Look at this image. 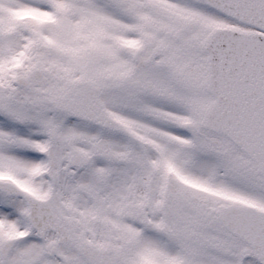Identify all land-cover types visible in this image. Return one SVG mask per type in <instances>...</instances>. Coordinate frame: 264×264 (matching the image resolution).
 I'll return each mask as SVG.
<instances>
[{"label": "flooded vegetation", "instance_id": "flooded-vegetation-1", "mask_svg": "<svg viewBox=\"0 0 264 264\" xmlns=\"http://www.w3.org/2000/svg\"><path fill=\"white\" fill-rule=\"evenodd\" d=\"M34 2L0 0V264H177V166L165 160L166 146L156 138L167 122L177 125L175 136L183 132L180 116L165 117L177 97L213 99L201 48L209 22L180 20L175 31L174 13L163 3L150 12L159 20L155 26L164 21L160 28L118 32L116 15L132 14V5L122 11L115 0H95L88 12L110 20L102 28L94 19L104 34L96 48L92 40L65 37L61 16L69 13L68 0ZM21 11L29 17L17 16ZM12 13L14 21H5ZM73 50L96 55L84 60ZM85 80L104 84L96 97L115 126L69 112ZM192 102L186 125L199 120L202 103ZM191 189L203 191L189 203L199 212L194 219L207 227L214 198H221L212 186ZM223 232L240 245L233 264H260L250 246Z\"/></svg>", "mask_w": 264, "mask_h": 264}, {"label": "rangeland", "instance_id": "rangeland-1", "mask_svg": "<svg viewBox=\"0 0 264 264\" xmlns=\"http://www.w3.org/2000/svg\"><path fill=\"white\" fill-rule=\"evenodd\" d=\"M13 1L17 5L35 4L34 0ZM68 2L69 13L60 15L67 22L66 25H63V29L60 28L64 32L66 31L65 37L92 40L93 42H90L89 45L97 48V42L94 41L104 34L96 30L94 19L103 21L104 23L101 24L104 28L110 22L108 18L104 17H108L109 14H97L93 10H90L89 14L86 7L96 6L95 0H68ZM115 2L118 7H123L122 11L126 10V6L132 5V9H130L132 14L118 13L116 15L118 32L132 27L136 35L140 33L139 31L151 30L149 28L153 26L157 27L155 26L159 23L157 15L150 12L153 11L154 6L161 7L163 3L166 10L174 13V19L177 22V25L173 27L176 29L175 31H178L180 20L198 19L197 16L200 17L199 21L203 27L207 25L208 21H211L214 24L226 23L239 28H250L221 13L205 10L199 0H115ZM72 11H76V13L71 17ZM88 17L93 19V24L89 22ZM161 24L157 28H160ZM203 27H200L197 32L199 36L204 30ZM72 52L84 60H92L96 55V51L78 52L73 50ZM201 86H203L202 83ZM170 98L171 96L168 95L167 100L170 101ZM188 98V101H185L177 97L175 108L172 111L164 110L165 117H168L169 112L173 113L177 117H182L181 120L184 124V119L191 116L193 107L196 108L190 103L192 100V103H202L196 110L197 118L200 120L204 111L203 102L211 97L207 98L205 94L194 93L192 98L190 96ZM179 108L182 110L179 111ZM182 113L184 115H180ZM199 120L186 125L188 128L184 129L180 136L179 133L177 136L174 135L177 125L168 124L165 120L167 123L161 126L165 128L164 132L161 131L159 137L156 138L162 146H166L164 149L165 160L173 161L177 166V264H233L235 253L240 245L224 235L223 229L216 219V211L221 204L226 202L229 195H232L231 190L237 191V196L239 195L241 199H250L256 205L264 207V178L259 176L253 163L251 164L246 157L235 151L230 145L228 148V142L224 141L220 135L209 134L202 130ZM189 131L196 134H189ZM211 138L216 139V142L212 143ZM176 145L177 158L173 159L171 155L176 151V148H173ZM182 181L211 182L215 185L216 191H218L217 189L221 190V195L225 196L221 199L214 198L212 205L215 210L214 218L207 227L194 219L196 215H199V212L197 206H191L189 203L191 195H197L198 198L202 195L194 193ZM199 228L203 229V235L198 234ZM148 259L156 262L151 255L148 256Z\"/></svg>", "mask_w": 264, "mask_h": 264}, {"label": "water", "instance_id": "water-1", "mask_svg": "<svg viewBox=\"0 0 264 264\" xmlns=\"http://www.w3.org/2000/svg\"><path fill=\"white\" fill-rule=\"evenodd\" d=\"M203 1L264 31V0ZM202 46L208 52V88L215 96L203 124L230 137L264 175V34L218 27ZM84 96L73 113L109 124V118L100 115ZM219 217L229 230L258 250L264 263V210L232 205L219 212Z\"/></svg>", "mask_w": 264, "mask_h": 264}]
</instances>
